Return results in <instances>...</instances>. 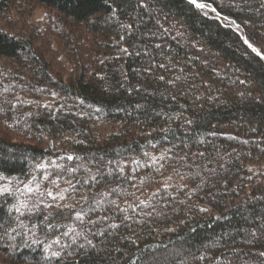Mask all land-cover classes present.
<instances>
[{"label": "trees", "instance_id": "obj_1", "mask_svg": "<svg viewBox=\"0 0 264 264\" xmlns=\"http://www.w3.org/2000/svg\"><path fill=\"white\" fill-rule=\"evenodd\" d=\"M198 2L0 0V264H264V0Z\"/></svg>", "mask_w": 264, "mask_h": 264}, {"label": "rangeland", "instance_id": "obj_2", "mask_svg": "<svg viewBox=\"0 0 264 264\" xmlns=\"http://www.w3.org/2000/svg\"><path fill=\"white\" fill-rule=\"evenodd\" d=\"M206 4V3H205ZM206 8H210V7H206ZM205 8V9H206ZM32 12L26 14L25 16L23 15H19L16 13V12H7L6 15H7V19L14 23L16 25V28L17 29H20V26L21 25H30V26H33L34 30H37V31H44L45 30V33H47L48 35H50L52 33V31L50 30V28H48V25L46 26L47 23H50V19H48V17H52L53 16V13L51 11H49L48 9L44 8V7H41V6H35V8L33 10H31ZM217 14V13H216ZM3 16V15H2ZM217 17L220 19V20H224L226 22H228L226 19H223L222 15H217ZM4 22L6 20H3ZM52 21V19H51ZM229 23V22H228ZM231 26L232 24L229 23ZM46 27V28H45ZM52 36V35H51ZM53 37V36H52ZM243 37V36H242ZM55 38V37H53ZM245 40V39H244ZM37 45H41L43 46L42 44H38ZM40 47V46H39ZM258 48V47H257ZM43 50V49H42ZM259 50V48H258ZM44 51V50H43ZM3 61V60H1ZM62 65L63 66H66L65 68H63V71L64 72H61L59 73V75L65 79V76L63 74L66 73V71H68L70 69V64L68 63V60H66V63H65V59H62ZM4 63V61H3ZM7 65L9 64L8 62H5ZM57 64V62L54 61V64L55 65ZM70 65V66H69ZM49 92V91H48ZM25 94H30L28 93V91H24ZM22 99H26L28 100L30 103H32V105L34 106L35 104V107L37 106H47V105H51V106H54L57 104V101H61L63 98H61L60 96L57 95V93H55V91H50L49 93H43V94H40L38 98H30L28 96H23L21 95L20 96ZM12 100V99H11ZM95 123V122H94ZM95 126H92L94 128V131H95V135L98 136L99 138L100 137H103L107 134H109L108 132H111L112 128L111 127H114V126H110L108 125L107 123H103V122H96L94 124ZM11 134V133H10ZM12 136V139L13 141L15 142H18L19 144L21 143H28V142H25L26 140H24L23 138L19 137L18 135H15V134H11ZM47 140L43 141L41 144H38L40 147L43 146L44 144H46ZM64 143H57V146H63ZM45 146V145H44ZM256 170L263 174L264 175V162L260 163L259 165L256 166Z\"/></svg>", "mask_w": 264, "mask_h": 264}, {"label": "snow or ice", "instance_id": "obj_3", "mask_svg": "<svg viewBox=\"0 0 264 264\" xmlns=\"http://www.w3.org/2000/svg\"><path fill=\"white\" fill-rule=\"evenodd\" d=\"M189 3L192 4V5H194L196 8L201 9V10L205 9L206 7H209V5H206L205 3L198 2V0H189ZM212 11L215 12L216 9H215V8H212ZM205 14H206V13H205ZM244 42H245L246 44H248V47L252 48V51L255 52V53L257 54V56H259L261 59H264V54H261V52H259L256 48H254V47L252 46V44L249 43V41H248L247 39H245ZM68 159H69V160H72V159H75V158L72 157V156H69ZM42 167H46V166H42ZM73 171H75V169H73ZM6 179H7L6 177H4V176H0V181H4V180H6ZM93 179H95V178H93ZM53 183L55 184L56 181H53ZM23 191H24V192H27V193H33V192H35V193H39V188H38V187L33 188V187L30 186V185H25ZM11 192H12V189H10L9 187H7V186H0V195L9 194V193H11ZM46 194H47V196L52 197L53 200L57 199V197L54 196L53 193H52L51 191H48ZM43 195H44V193H40V196H41V197H42ZM59 198H60V199H63L64 197H63V196H60ZM23 206H24V207H27V205H23ZM48 207H52V205H48ZM19 210H20V209L18 208L17 211H19ZM76 218H77L78 220H80V219H82V215H81L80 213H77ZM48 226H49V227H52L51 224H49ZM55 243H56V244H60V240L57 239V240L55 241ZM88 243L91 245V241H88ZM50 247H51V245H49V248H50ZM46 251H47V249H46ZM52 255H53V256H59L60 253H59V252H53ZM262 255H264V253H262Z\"/></svg>", "mask_w": 264, "mask_h": 264}, {"label": "bare ground", "instance_id": "obj_4", "mask_svg": "<svg viewBox=\"0 0 264 264\" xmlns=\"http://www.w3.org/2000/svg\"><path fill=\"white\" fill-rule=\"evenodd\" d=\"M206 5H209V4H206ZM211 5H209V7H210ZM223 19H226L229 23H231L232 24V26L243 36V38L244 39H246L247 37L244 35V32H243V29L238 25V23L234 20V19H231V18H228V17H225V16H223L222 17ZM247 40H248V38H247ZM249 41V40H248ZM249 43H251L250 41H249ZM252 44V43H251ZM252 46L254 47V48H256L257 50H258V48L256 47V46H254L253 44H252ZM259 51V50H258Z\"/></svg>", "mask_w": 264, "mask_h": 264}, {"label": "water", "instance_id": "obj_5", "mask_svg": "<svg viewBox=\"0 0 264 264\" xmlns=\"http://www.w3.org/2000/svg\"><path fill=\"white\" fill-rule=\"evenodd\" d=\"M247 39V38H246ZM252 49V48H251Z\"/></svg>", "mask_w": 264, "mask_h": 264}]
</instances>
